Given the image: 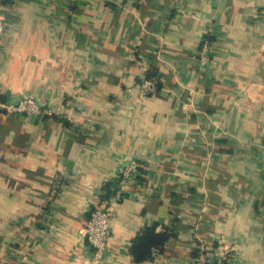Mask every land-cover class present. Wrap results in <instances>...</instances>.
I'll list each match as a JSON object with an SVG mask.
<instances>
[{
    "label": "crops",
    "instance_id": "crops-1",
    "mask_svg": "<svg viewBox=\"0 0 264 264\" xmlns=\"http://www.w3.org/2000/svg\"><path fill=\"white\" fill-rule=\"evenodd\" d=\"M0 11V100L47 109L0 111V264H196L213 237L264 264V0H3ZM150 72L160 89L142 96ZM131 163L95 260L84 228ZM154 222L173 236L135 262L131 240Z\"/></svg>",
    "mask_w": 264,
    "mask_h": 264
},
{
    "label": "built area",
    "instance_id": "built-area-1",
    "mask_svg": "<svg viewBox=\"0 0 264 264\" xmlns=\"http://www.w3.org/2000/svg\"><path fill=\"white\" fill-rule=\"evenodd\" d=\"M3 0H0V4ZM4 30V16L0 11V34ZM210 43L202 42L198 53L200 67L206 66L210 61ZM140 62V61H138ZM156 78L144 77L140 84L142 96L148 95L154 88ZM44 103L38 101L30 95L20 97L8 96L5 100H0V111L21 115L26 119L41 116L46 111ZM135 170V164L131 163L121 169L120 175L116 178L113 193L94 206L91 210L88 222L84 228V238L92 248L94 259L101 260L108 248V241L112 229V219L117 200L121 197L125 179L131 176ZM208 264V262H205Z\"/></svg>",
    "mask_w": 264,
    "mask_h": 264
},
{
    "label": "trees",
    "instance_id": "trees-1",
    "mask_svg": "<svg viewBox=\"0 0 264 264\" xmlns=\"http://www.w3.org/2000/svg\"><path fill=\"white\" fill-rule=\"evenodd\" d=\"M155 76L154 72H150L148 77ZM160 89V83L155 80L154 89L149 93L152 95L154 92H158ZM155 90V91H154ZM116 184L115 181H110L103 186L102 199L108 198L113 193V188ZM156 222L148 224L141 228L135 236L132 238L129 253L135 262H142L147 259L153 249H161L165 242L173 236V233L167 228H158Z\"/></svg>",
    "mask_w": 264,
    "mask_h": 264
},
{
    "label": "rangeland",
    "instance_id": "rangeland-1",
    "mask_svg": "<svg viewBox=\"0 0 264 264\" xmlns=\"http://www.w3.org/2000/svg\"><path fill=\"white\" fill-rule=\"evenodd\" d=\"M203 41L209 43L207 38L204 39ZM138 63H141V61ZM199 68L204 69L205 66L203 68L202 67ZM155 78L157 79L156 76ZM224 241L225 240L213 237L212 242H217V246L206 247V251L200 255L199 257L200 259L197 261L196 264H205V262H208V264H242L240 259H238V257H236V254H234V251L230 246V244L225 243Z\"/></svg>",
    "mask_w": 264,
    "mask_h": 264
}]
</instances>
